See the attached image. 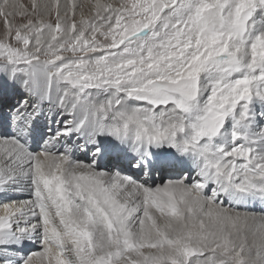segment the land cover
I'll return each instance as SVG.
<instances>
[{"label":"snow or ice","instance_id":"obj_1","mask_svg":"<svg viewBox=\"0 0 264 264\" xmlns=\"http://www.w3.org/2000/svg\"><path fill=\"white\" fill-rule=\"evenodd\" d=\"M77 7L0 0V264H264V0Z\"/></svg>","mask_w":264,"mask_h":264},{"label":"bare ground","instance_id":"obj_2","mask_svg":"<svg viewBox=\"0 0 264 264\" xmlns=\"http://www.w3.org/2000/svg\"><path fill=\"white\" fill-rule=\"evenodd\" d=\"M25 1H26V3H27V6L30 8L31 1H29V0H25ZM42 1H44V0H42ZM92 2H94V0H84L83 2H81V7H83V9H90V10L87 11L88 14H90V11H91V3H92ZM106 2H111V0H106ZM0 29H2V28H0ZM14 93H15V92H13V90H12L11 88L8 89V95H9V97L11 98V101L15 104L16 98L13 97ZM16 94H17V95L19 94L18 91L16 92ZM47 107H48V106L45 105V112H46V113H47ZM47 125H48V120H47L46 116H42V117H40V119H39V121H38V124H37V127H38V129H40V130L43 132L45 138H46L47 135H48V132H47ZM43 126H44V128H45V130H46L47 133L44 132V130H43ZM52 128H53V131H55L56 124H55L54 121H53V123H52ZM40 142L42 143V141H40ZM62 143L64 144L65 141L62 140V141H61V144H62ZM69 143H70V142H69ZM33 149H34V150H37V151L39 150V149L36 148L35 144L33 145ZM53 151H55V149H53ZM60 151H63V148H60ZM73 156H74V158H78V159H80V160H84V159H81V158L84 157V156L81 155V153H80L79 151H75V152L73 153ZM140 179L142 180V179H144V177L141 176ZM165 179H166V178H165ZM152 180H154V181H156V182H159L155 176L152 177ZM208 194H210V192H209ZM17 198H18V199H27V198H29V197H28V195L25 193V194H22V195H18ZM225 206H227V205H225ZM261 208H262V206H261L259 203H257L254 207H253V206H249L248 209H245V208L241 207L239 210H240V211L250 210V211H254V212H256L257 214H259V213L261 212ZM40 248H41V246H40L39 244L29 243V244L27 245L26 251H28V252L39 251Z\"/></svg>","mask_w":264,"mask_h":264},{"label":"rangeland","instance_id":"obj_3","mask_svg":"<svg viewBox=\"0 0 264 264\" xmlns=\"http://www.w3.org/2000/svg\"><path fill=\"white\" fill-rule=\"evenodd\" d=\"M29 1H31V0H29ZM83 1H84V0H74V3H76V4L78 5V7H77V9H76V11H77V18H79V14H80L81 11H83L85 15H88V12H87V11L90 10V9H83V7H81V2H83ZM10 2H13V0H10ZM18 2L23 3V4H25V5L27 6V3H26L25 0H18ZM41 2H47V0H44V1L41 0ZM60 2H61V4H65V3L67 2V0H60ZM111 2H112V3H117L118 0H111ZM16 22H17V23H20L21 21H20L19 18H16ZM0 28H2V29H0V34H2V32H3V23H2V21H0ZM16 96H17V94H16V92H15L14 95H13V97L16 98ZM10 102H11L12 104H14V103L11 101V98H10ZM15 102H16V101H15ZM7 111H8V108H7V105H5L4 112L7 113ZM140 177H141V175H140ZM244 211H245V210H244Z\"/></svg>","mask_w":264,"mask_h":264}]
</instances>
